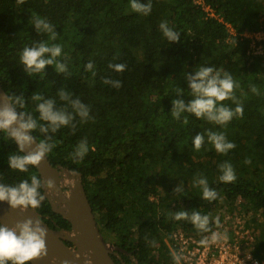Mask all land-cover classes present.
I'll list each match as a JSON object with an SVG mask.
<instances>
[{"label":"trees","instance_id":"trees-1","mask_svg":"<svg viewBox=\"0 0 264 264\" xmlns=\"http://www.w3.org/2000/svg\"><path fill=\"white\" fill-rule=\"evenodd\" d=\"M202 2L215 17L195 0H151L146 16L133 12L129 0H25L23 5L0 0L2 89L6 95L22 97L21 110L34 116L38 114L33 93L63 107L58 93L64 90L89 107L87 122L77 118L75 131L62 127L53 134L56 147L47 159L53 167L81 174L103 239L130 253L138 264H174L163 238L175 230L198 233L187 221L171 219L175 212L209 215L213 229L223 205L242 199L264 220V54H252L251 40L239 38L242 33L264 31V0ZM32 16L53 25L56 41L36 32L29 23ZM162 21L180 32L179 42L163 39ZM40 41L62 45L57 59L67 64V73H57L54 65L33 76L25 73L19 54ZM258 44L264 49V41ZM89 61L93 69L86 71ZM110 63H123L126 69L117 73L109 69ZM200 65L229 72L239 83L235 95L243 104V116L226 126L187 113L179 121L171 116L172 99L191 98L184 73ZM105 78L119 80L121 86L105 84ZM250 85L258 88V95ZM178 89L183 96H176ZM223 103L235 107L231 101ZM208 131L222 132L236 147L226 155L217 153L207 142ZM199 133L205 135V144L197 151L192 138ZM32 134L42 139L38 130ZM85 139L89 152L75 163L70 153ZM8 154L21 153L0 132V183L14 185L39 176L34 167L25 173L9 169ZM246 159L251 163L245 164ZM224 161L235 169V182L219 180L218 165ZM200 174L217 191L216 200H204L201 190L193 187ZM178 184L184 190L177 194L173 189ZM36 212L51 229L70 228L46 199ZM256 229L261 233L256 249L261 257L264 223H256Z\"/></svg>","mask_w":264,"mask_h":264},{"label":"clouds","instance_id":"clouds-1","mask_svg":"<svg viewBox=\"0 0 264 264\" xmlns=\"http://www.w3.org/2000/svg\"><path fill=\"white\" fill-rule=\"evenodd\" d=\"M15 2L17 5H23L25 0H15ZM129 5L133 12L145 16L152 10L151 0H148L147 3L143 0H129ZM29 23L38 34L46 33L50 41H56L57 31L46 18L32 16ZM159 29L164 40L170 43L180 41V32L169 27L167 21H162L159 24ZM61 55V44L40 41L22 49L19 54V64L23 66L28 76L44 72L46 66L53 65L57 73H67V64L57 59ZM108 67L117 73L126 69V65L123 63H110ZM92 69L93 64L89 61L85 70L91 71ZM184 77L187 80V89L191 98L187 102L184 99H172L171 116L175 120H181L182 115L187 113L198 119L226 126L234 117L243 116V104L235 95V91L240 85L229 72L214 66L200 65L191 73L185 72ZM103 82L117 88L121 86L119 80L105 78ZM250 90L254 94H259L255 85H250ZM58 95L59 99L64 102L63 107H57L56 101L52 98H45L41 94L33 93L31 99L36 102L35 112L38 116L21 110L25 106L22 97L15 94L0 96V132L6 133L18 145V150L21 153L19 155L8 154L9 169L25 173L29 171L30 167H38L56 147L53 134L62 127H70L75 131L77 118L80 122H87L91 118L89 107L79 98H73L71 93L64 90L59 91ZM176 96H183V90L178 89ZM224 101H231L235 107L223 103ZM184 123H187V117H184ZM37 130L42 139L37 140L32 134ZM207 142L213 146L217 153L225 155L236 147L233 142L227 140L222 132L208 131ZM192 143L194 148L199 151L205 144V135L202 133L195 135L192 138ZM88 152L87 140H81L75 150L70 153V158L73 162L78 163L84 160ZM244 163L249 164L251 160L246 159ZM218 169L221 182L236 181L235 169L230 162H222L218 165ZM55 187L56 183L53 179L45 180L37 175H32L30 180L24 179L14 185L0 183V202L7 203L12 210L18 209L24 213L41 206L44 199L42 189L53 190ZM193 187H198L201 190L204 200L212 202L218 198L217 191L209 186L207 178L202 174L194 178ZM183 190L180 184L173 189L177 194ZM171 219L190 223L198 233L202 234L199 243L203 246L227 239L226 233L213 231V221L210 216L201 214L199 211L181 210L175 212ZM215 225L216 227L220 226L219 217L215 218ZM208 233L211 235H204ZM46 236L47 229L42 226L39 217L35 220L27 218L18 221L11 227L0 224V264H30L33 260L45 257L47 255ZM171 256L174 264H180L183 258L182 252L173 251Z\"/></svg>","mask_w":264,"mask_h":264},{"label":"water","instance_id":"water-1","mask_svg":"<svg viewBox=\"0 0 264 264\" xmlns=\"http://www.w3.org/2000/svg\"><path fill=\"white\" fill-rule=\"evenodd\" d=\"M4 94L6 93L0 84V96ZM34 168L40 177L55 181L56 187L53 190L42 189L43 196L51 210L66 220L70 228L51 229L43 222L36 209L21 213L18 209L12 210L7 203L0 202V224L11 227L18 221L27 218L35 220L39 217L42 226L47 229V255L31 261L30 264H115L112 255L120 258L119 253L127 254L104 241L83 188L80 173L60 166L53 167L47 157ZM66 242L71 246H67ZM134 262L137 261L134 259Z\"/></svg>","mask_w":264,"mask_h":264},{"label":"built area","instance_id":"built-area-1","mask_svg":"<svg viewBox=\"0 0 264 264\" xmlns=\"http://www.w3.org/2000/svg\"><path fill=\"white\" fill-rule=\"evenodd\" d=\"M195 3L200 4L209 17H215L214 12L204 6L202 0H195ZM226 26L230 35L235 37L237 35L235 31L229 25ZM239 38L251 40L252 54H264L262 45L258 44L264 41V31L242 33L239 34ZM232 206L222 207L218 216L220 226L213 228L215 232L226 233V240L203 246L199 243L202 234H187L175 230L164 242L169 257L172 259L171 252L176 251L182 252L180 264H264V254L259 257L256 252L261 237L259 229H256V223H264L263 214L248 209L242 199L236 200ZM204 235L210 236L211 233Z\"/></svg>","mask_w":264,"mask_h":264},{"label":"flooded vegetation","instance_id":"flooded-vegetation-1","mask_svg":"<svg viewBox=\"0 0 264 264\" xmlns=\"http://www.w3.org/2000/svg\"><path fill=\"white\" fill-rule=\"evenodd\" d=\"M115 247L121 249L118 246H115ZM126 253L127 254H123V255H121L122 253H119L120 254V258H118L115 255H112L111 258H112V260L114 261L115 264H138L137 262L136 263L134 262V258H133V256L130 253H128V252H126ZM122 256H124L125 259Z\"/></svg>","mask_w":264,"mask_h":264},{"label":"rangeland","instance_id":"rangeland-1","mask_svg":"<svg viewBox=\"0 0 264 264\" xmlns=\"http://www.w3.org/2000/svg\"><path fill=\"white\" fill-rule=\"evenodd\" d=\"M224 207H229V208H232L233 206L232 205H230V204H224L223 205ZM166 239H168V236L167 237H164L163 238V242H165L166 241ZM105 241V240H104ZM106 243H109V244H112V243H110V242H108V241H105ZM165 244V243H164ZM113 245V244H112Z\"/></svg>","mask_w":264,"mask_h":264}]
</instances>
